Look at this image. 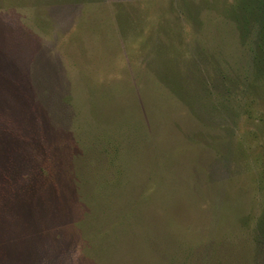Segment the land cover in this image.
<instances>
[{"label":"rangeland","instance_id":"374dc122","mask_svg":"<svg viewBox=\"0 0 264 264\" xmlns=\"http://www.w3.org/2000/svg\"><path fill=\"white\" fill-rule=\"evenodd\" d=\"M0 264H264V0H0Z\"/></svg>","mask_w":264,"mask_h":264}]
</instances>
